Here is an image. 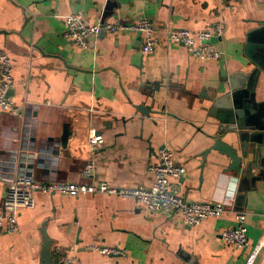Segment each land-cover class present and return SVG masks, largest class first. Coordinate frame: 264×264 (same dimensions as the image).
Instances as JSON below:
<instances>
[{"label":"crops","instance_id":"1","mask_svg":"<svg viewBox=\"0 0 264 264\" xmlns=\"http://www.w3.org/2000/svg\"><path fill=\"white\" fill-rule=\"evenodd\" d=\"M70 14L88 24L149 18L157 46L143 55L141 36L105 33L78 47L64 34ZM217 23L223 33L210 41L217 60L203 61L166 40L169 29ZM0 52L13 62L10 95L21 110L0 111V210L8 182L19 175L148 188V166L162 149L183 168L173 181L183 198L226 207L222 217L189 226L130 198L37 192L34 205L20 212V231L0 230V264H42L43 229L52 264L64 254L79 264H244L264 231V145L249 172L244 163L239 172L229 170L230 160L216 151L203 153L219 127L214 101L248 82L253 92L241 96L240 109L245 124L264 135V0H237L233 10L218 0H0ZM246 125L222 142L251 151ZM92 132L102 137L96 149L88 144ZM21 153L32 155L30 169L11 164ZM90 161L95 171L86 178ZM237 212L246 213L243 249L221 239ZM92 242L124 254L85 249ZM252 264H264V249Z\"/></svg>","mask_w":264,"mask_h":264},{"label":"built area","instance_id":"2","mask_svg":"<svg viewBox=\"0 0 264 264\" xmlns=\"http://www.w3.org/2000/svg\"><path fill=\"white\" fill-rule=\"evenodd\" d=\"M219 4L228 10H233L237 0H218ZM65 37L78 47H86L91 36L105 33H128L139 35L142 38L141 53H151L157 46L156 29L154 23L142 17L131 23L88 24L80 14H70L64 19ZM223 28L219 23L210 28L198 31L189 29H169L166 40L185 47L192 54L203 61H212L220 58L218 52L211 50L210 41L215 36H221ZM13 62L4 52H0V111L11 115H19L20 107L9 94L14 85L12 76ZM102 143V137L92 132L88 137V144L96 149ZM157 162L148 166L153 175V184L148 187H114L106 182L74 183L56 181H36L29 175H19L8 182L0 210V230L9 234L20 231L19 216L21 210L34 205V195L37 192L58 194L69 197H78L87 194H107L133 199L139 207H143L151 214L164 213L175 217L181 223L189 226L197 225L208 218L222 217L226 207L222 204L208 202L187 201L174 188L173 181L180 178L183 168L175 163L173 154L162 149L157 156ZM95 162H88L83 168V176L90 178L95 171ZM224 243L237 249L248 245L246 213L235 214V225L221 233ZM85 249L95 251L101 255L122 256L124 251L119 247L103 246L95 242L85 245ZM264 249V231L245 260L244 264H252L258 253ZM55 264H79L78 260L69 255H60Z\"/></svg>","mask_w":264,"mask_h":264},{"label":"water","instance_id":"3","mask_svg":"<svg viewBox=\"0 0 264 264\" xmlns=\"http://www.w3.org/2000/svg\"><path fill=\"white\" fill-rule=\"evenodd\" d=\"M249 84L250 82L246 83L244 87L242 86L240 88L235 89L231 95H228L226 97H221L216 101H214L211 110V115L218 120L219 127L216 131V134L211 136L213 143L210 145V147H208L204 151L203 155L209 154L211 151H216L218 155L226 156L230 160L229 170L231 171L239 172L241 166L244 163L245 164V166L243 167L244 172L245 171L249 172L250 168L252 169V167L254 166V162L258 157L259 148L262 145H264L263 133L261 131L257 132V130L259 129L256 128L254 124H251V126L245 124L243 112L240 109L241 96L243 94L249 96L250 90L251 92H253V88L251 87L250 89ZM237 90H244V91H237ZM10 93L11 91L9 92V94ZM244 125L247 126V129L253 131V133H251V135L248 136V138L246 137V141H249L250 139L255 146L251 151H247V147L240 145L239 146L240 153H239V149L234 148L232 145L223 143L222 138L227 134H232V133L236 134V130H241ZM252 125H254L255 127H252ZM248 154L251 156L250 161L247 160ZM12 159L13 162L11 160V164L13 166L17 164V166H19L20 168L30 169L32 167V163H31L32 155H28L27 153H21L18 156H13ZM42 231L44 238V242L42 245V264H52V257L49 251L51 241L49 237L46 235L45 230L43 229Z\"/></svg>","mask_w":264,"mask_h":264},{"label":"rangeland","instance_id":"4","mask_svg":"<svg viewBox=\"0 0 264 264\" xmlns=\"http://www.w3.org/2000/svg\"><path fill=\"white\" fill-rule=\"evenodd\" d=\"M259 253H260V252H259ZM259 253H258V254H259Z\"/></svg>","mask_w":264,"mask_h":264}]
</instances>
